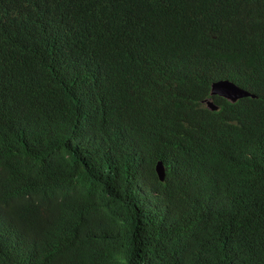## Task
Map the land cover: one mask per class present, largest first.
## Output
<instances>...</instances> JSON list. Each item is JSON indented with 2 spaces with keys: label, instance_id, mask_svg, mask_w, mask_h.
<instances>
[{
  "label": "trees",
  "instance_id": "trees-1",
  "mask_svg": "<svg viewBox=\"0 0 264 264\" xmlns=\"http://www.w3.org/2000/svg\"><path fill=\"white\" fill-rule=\"evenodd\" d=\"M221 78L250 94L209 109ZM9 252L264 264V0H0Z\"/></svg>",
  "mask_w": 264,
  "mask_h": 264
},
{
  "label": "clouds",
  "instance_id": "clouds-1",
  "mask_svg": "<svg viewBox=\"0 0 264 264\" xmlns=\"http://www.w3.org/2000/svg\"><path fill=\"white\" fill-rule=\"evenodd\" d=\"M86 26H94V25H96L98 22L97 21H95V22H90V21H86V22H84V21H82ZM221 79H227V78H221ZM221 79H217V80H221ZM217 80H214V81H212L211 82V86H210V92H209V96H206V97H204V98H202L201 99V101H202V103L207 107V108H209V109H217L218 108V105L213 101V99L211 98V95L212 94H217V95H220V96H223V95H221V94H218V93H214V92H212V84H213V82H215V81H217ZM229 81H231V82H233L235 85H237L238 87H240L237 83H235L233 80H231V79H228ZM240 88H242V89H244L246 92H247V94L246 95H249L250 94V92L248 91V90H246L245 88H243V87H240ZM246 95H242V96H246ZM242 96H239V97H235V98H229V97H226V96H223V97H225V98H227V99H229V100H235V99H237V98H240V97H242ZM158 162H161L162 163V161L161 160H157L156 161V163H155V170H156V173H157V175L159 176V173H158V171H157V164H158ZM162 176H159V178L160 179H163V176H164V173H165V168H164V165H163V163H162ZM8 248L7 247H3V249H2V252L4 253V252H6V250H7ZM4 257L6 258V264H16V263H14V257H13V253L12 252H9L8 254H4Z\"/></svg>",
  "mask_w": 264,
  "mask_h": 264
},
{
  "label": "water",
  "instance_id": "water-1",
  "mask_svg": "<svg viewBox=\"0 0 264 264\" xmlns=\"http://www.w3.org/2000/svg\"><path fill=\"white\" fill-rule=\"evenodd\" d=\"M212 92L221 94L229 98H235L247 94L244 89L238 87L228 79H221L213 82ZM162 167V163L158 162L157 171L159 173V176H162Z\"/></svg>",
  "mask_w": 264,
  "mask_h": 264
}]
</instances>
